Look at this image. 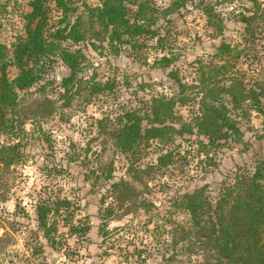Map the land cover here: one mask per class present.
Returning a JSON list of instances; mask_svg holds the SVG:
<instances>
[{
    "label": "rangeland",
    "instance_id": "1",
    "mask_svg": "<svg viewBox=\"0 0 264 264\" xmlns=\"http://www.w3.org/2000/svg\"><path fill=\"white\" fill-rule=\"evenodd\" d=\"M26 1L0 0V43L7 57L11 41L22 32ZM73 1L78 9L82 1L98 2ZM143 1L156 10L152 27L157 34L152 37L109 40L95 21L82 40L60 42L78 50V75L85 80L68 101L60 96L59 85L68 69L57 55L44 60L36 82L18 91L21 124L13 136L15 157L6 168L0 163V264H163L162 255L168 254L175 255L171 264H201L197 247L170 245L174 221H187L186 211L176 205L177 195L206 183L210 197L215 198L239 169H250L256 158L264 156L261 117L251 109L238 117L239 141L201 144L196 134L184 133L167 141L152 139L133 152L117 148L110 133L117 125L115 116L124 108L143 106L152 94L171 93L175 84L167 75L169 69L192 82L197 64L206 62L223 39L246 51L236 67L247 77L250 67L264 62V26L254 32L251 43L244 42L246 35L237 20L238 12L249 7L248 0ZM258 1L264 5V0ZM48 3L55 20L59 12L52 0ZM166 5L173 9L163 13ZM161 55L174 58L159 66L154 62ZM6 69L9 76L16 72L12 65ZM93 81L110 86L94 92ZM46 98L52 100L48 105ZM174 109L187 120L194 105L176 104ZM9 138L0 134V142ZM163 154L165 163L158 164L157 157ZM120 178L138 192L135 198L122 201L121 207L117 206L119 192L110 186ZM56 197L67 198L69 205L48 214V222L54 220L56 228L50 242L37 226L34 206ZM140 198L150 203L147 209L132 205ZM106 204L113 205V212L103 238L98 226ZM127 205L130 209L122 213ZM69 223H87L88 230L72 233Z\"/></svg>",
    "mask_w": 264,
    "mask_h": 264
},
{
    "label": "trees",
    "instance_id": "2",
    "mask_svg": "<svg viewBox=\"0 0 264 264\" xmlns=\"http://www.w3.org/2000/svg\"><path fill=\"white\" fill-rule=\"evenodd\" d=\"M248 1L249 7L245 12H238L237 20L242 23L246 35L244 42L251 43L254 32L264 26V5L258 0ZM52 2L53 8L59 12L55 20L51 18L52 6L48 0H27L28 9L21 13L22 32L11 41L8 57L3 43H0V134L10 137V140L0 142V163L5 168L14 160L17 141L13 136L17 135L15 130L21 124L17 120L18 91L38 80L44 60L57 55L67 67V73L59 82L60 96L65 101L85 81L78 75L81 68L78 50L61 45L62 40H82L91 32L95 21L101 24L109 40L127 42L135 37L157 34L152 27L156 10L143 0H98L93 5L82 1L81 9L73 0ZM128 3L134 4L135 8L128 7ZM171 7L166 5L162 12L172 10ZM243 54L246 51L242 47L223 39L206 62L197 64L192 82L187 83L178 77L176 70L169 69L167 75L175 84L171 93L152 94L143 106L124 108L115 116L117 125L110 133L117 148L133 152L140 144L147 145L152 139L167 141L174 134L184 133L196 134L201 144L239 141L242 131L238 117L247 114L249 109L260 115V136L264 137V62L257 68L250 67L247 77L243 69L236 67ZM257 57L256 53L252 54V58ZM173 58L161 55L154 63L166 66ZM8 65L16 69L12 76L7 74ZM109 86L100 81L90 83L94 92ZM45 101L48 105L52 100L46 98ZM187 103H192L194 109L190 117L183 120L174 106ZM163 156L157 157L158 164L165 163ZM110 186L119 192V207L122 201L138 194L134 185L124 178L112 181ZM149 204L141 198L132 203L144 209ZM68 205L65 197L35 204L37 226L46 240L53 242L56 230L55 221L48 222V214L52 209L57 211ZM176 205L186 211L187 221L185 224L174 221L173 229L176 230L172 229L170 233L172 247L177 243L185 244L186 248L197 247L201 264H264V156L256 158L250 169H239L231 181L220 187L215 198L210 197L206 183H201L181 191ZM128 209L130 205L125 206L122 213ZM112 212L113 205L103 206L98 226L103 238L107 236L106 223ZM69 229L72 233L84 234L88 224L76 226L69 223ZM162 259L163 264H171L175 255H162Z\"/></svg>",
    "mask_w": 264,
    "mask_h": 264
},
{
    "label": "water",
    "instance_id": "3",
    "mask_svg": "<svg viewBox=\"0 0 264 264\" xmlns=\"http://www.w3.org/2000/svg\"><path fill=\"white\" fill-rule=\"evenodd\" d=\"M52 259H53L52 255L49 254V256H48V260H49V261H52Z\"/></svg>",
    "mask_w": 264,
    "mask_h": 264
}]
</instances>
